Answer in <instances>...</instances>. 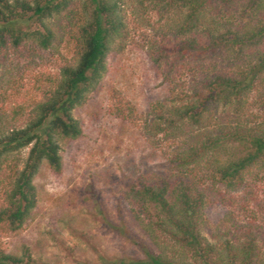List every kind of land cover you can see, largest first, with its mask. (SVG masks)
<instances>
[{
	"label": "trees",
	"instance_id": "obj_1",
	"mask_svg": "<svg viewBox=\"0 0 264 264\" xmlns=\"http://www.w3.org/2000/svg\"><path fill=\"white\" fill-rule=\"evenodd\" d=\"M147 1L165 21V36L149 44L148 56L168 90V104H156L148 128L184 138L164 172L138 177L125 194L154 249L102 264H264V240L258 242L252 223L236 219L228 197L248 187V178L264 180V121L249 118L251 98L264 103V0ZM121 2L0 0V70L27 43L48 49L55 18L64 22L72 53L30 110L12 108V127L0 115V233L23 228L36 205L33 178L40 166L60 173L59 143L81 136L73 111L99 84L108 54L123 51L128 39ZM238 4L250 10V21L233 12ZM217 106L233 117L214 120ZM208 208L220 214L216 228L233 229V236L217 244L203 237ZM0 264L36 263L27 249L17 257L0 248Z\"/></svg>",
	"mask_w": 264,
	"mask_h": 264
},
{
	"label": "rangeland",
	"instance_id": "obj_2",
	"mask_svg": "<svg viewBox=\"0 0 264 264\" xmlns=\"http://www.w3.org/2000/svg\"><path fill=\"white\" fill-rule=\"evenodd\" d=\"M121 3L128 34L124 49L108 54L99 84L73 111L82 134L59 143L61 172L55 174L42 163L33 178L37 201L30 218L19 232L0 233V248L8 254L22 257L27 249L36 264H102L112 259L143 258L146 248L154 249L132 217L125 194L138 177L164 172L168 160L181 150L176 142L184 137L173 140L148 128L158 115L153 111L156 104H168L166 84L148 56L149 44L161 42L165 36V21L147 0ZM231 9L237 16L244 14L245 22L250 21L245 4ZM62 21L53 19L54 39L48 49L27 43L1 68L0 115L10 117L12 108L18 106L30 110L31 100L41 99L49 81L72 61ZM250 106L249 118L264 121V103L254 96ZM211 114L219 122L233 117L221 106L213 107ZM15 124L24 126V117ZM12 125L10 117L4 126ZM28 150H22L23 159ZM253 179L248 178V187L228 197L234 203L236 219L252 223L261 243L264 180ZM1 197L0 186V204ZM219 218L220 214L208 208L202 235L209 243L217 244L227 234L233 236V229L227 233L224 227L216 228Z\"/></svg>",
	"mask_w": 264,
	"mask_h": 264
}]
</instances>
